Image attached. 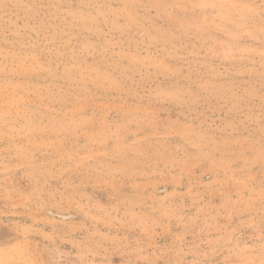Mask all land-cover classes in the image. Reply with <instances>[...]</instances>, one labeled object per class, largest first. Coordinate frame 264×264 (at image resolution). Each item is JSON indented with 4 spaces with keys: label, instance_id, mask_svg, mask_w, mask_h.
<instances>
[{
    "label": "rangeland",
    "instance_id": "obj_1",
    "mask_svg": "<svg viewBox=\"0 0 264 264\" xmlns=\"http://www.w3.org/2000/svg\"><path fill=\"white\" fill-rule=\"evenodd\" d=\"M0 264H264V0H0Z\"/></svg>",
    "mask_w": 264,
    "mask_h": 264
}]
</instances>
